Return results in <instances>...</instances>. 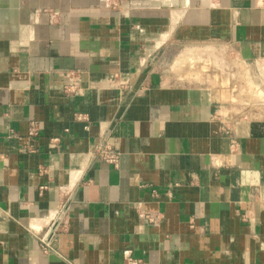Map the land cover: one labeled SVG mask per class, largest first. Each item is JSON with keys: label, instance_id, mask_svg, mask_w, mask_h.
I'll return each mask as SVG.
<instances>
[{"label": "crops", "instance_id": "obj_1", "mask_svg": "<svg viewBox=\"0 0 264 264\" xmlns=\"http://www.w3.org/2000/svg\"><path fill=\"white\" fill-rule=\"evenodd\" d=\"M200 47L264 63V8L0 0V264H264V104L190 80Z\"/></svg>", "mask_w": 264, "mask_h": 264}, {"label": "rangeland", "instance_id": "obj_2", "mask_svg": "<svg viewBox=\"0 0 264 264\" xmlns=\"http://www.w3.org/2000/svg\"><path fill=\"white\" fill-rule=\"evenodd\" d=\"M180 63L190 80L227 90L233 102L264 104V63L244 65L222 47L193 49Z\"/></svg>", "mask_w": 264, "mask_h": 264}, {"label": "built area", "instance_id": "obj_3", "mask_svg": "<svg viewBox=\"0 0 264 264\" xmlns=\"http://www.w3.org/2000/svg\"><path fill=\"white\" fill-rule=\"evenodd\" d=\"M110 8H115L120 0H106ZM259 7L264 8V0H255ZM68 93L78 92L74 85L66 88ZM37 135V129L34 123H31L27 132L29 138H33ZM93 155L101 162L112 165L114 167L118 164L119 154L115 152L108 145H98L94 148ZM65 222V209H62L56 217L50 218L49 222L46 224L44 232L39 237L40 250L44 254H48L52 251L53 243L55 241L56 235L60 230V227ZM124 259L126 264H139L129 257V252L124 253Z\"/></svg>", "mask_w": 264, "mask_h": 264}]
</instances>
